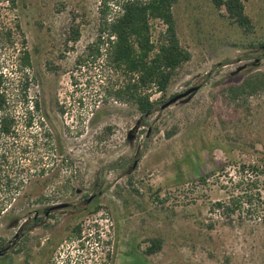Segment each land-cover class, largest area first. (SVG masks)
Instances as JSON below:
<instances>
[{"label":"rangeland","instance_id":"374dc122","mask_svg":"<svg viewBox=\"0 0 264 264\" xmlns=\"http://www.w3.org/2000/svg\"><path fill=\"white\" fill-rule=\"evenodd\" d=\"M243 3L254 25L248 36L212 0L176 1L177 35L191 57L164 95L152 91L155 109L143 116L111 94L123 74L87 56L100 0H19L10 16L18 18L31 53L28 99L37 98L40 110L25 129L23 104L16 108L21 126L7 169L21 186L11 192L14 208L0 215V264H264V218L228 220L210 209L235 186L240 162L264 163V89L235 97L229 90L264 73V0ZM151 26L154 40L164 26ZM20 43L16 36L13 48L0 49L17 101ZM190 87L187 102L164 106ZM40 122L62 150L47 149L42 160L30 145ZM44 164L49 171L40 176L36 168ZM47 175L53 181L42 187ZM4 192L0 186V200ZM42 192L54 199L36 202ZM93 193L99 209L84 212ZM57 203L69 206L47 216L39 209ZM26 221L33 225L18 231ZM148 238H160L161 248L144 253Z\"/></svg>","mask_w":264,"mask_h":264},{"label":"trees","instance_id":"16d2710c","mask_svg":"<svg viewBox=\"0 0 264 264\" xmlns=\"http://www.w3.org/2000/svg\"><path fill=\"white\" fill-rule=\"evenodd\" d=\"M176 1L100 0L98 33L96 39L86 46L90 50L87 56L91 57L92 61L105 62L113 70L123 74L124 81L114 88L111 94L116 100L136 105L143 116L150 115L155 109L156 102L151 98L152 91L164 95L181 66L191 57V53L181 45L177 35L173 14ZM212 2L218 14L241 29L245 36L253 33L254 25L245 12L243 0H212ZM18 5L19 0H0V49L13 48L16 36L21 37V46L18 48L17 55L20 72L18 101L12 98V90L15 88L12 86L11 90L9 87V75L0 68V166L2 167L0 186L5 191L0 200V215L14 208L12 202L14 197L11 192L21 186V181L13 185L15 180L7 169L15 159L14 143L18 128L21 126L15 115L17 105L22 107L21 104H23L25 129L33 127L35 115L40 110V101L37 98L32 101L28 99L30 79L28 71L33 66L31 53L25 46L26 40L18 18L15 15L10 16V13L14 14ZM155 18H159L165 27L158 32L153 41L150 19ZM259 44L264 45L261 42ZM262 89H264V73L253 74L240 84L229 88L232 97L243 93L251 95ZM38 128L30 145L39 149L37 151L40 152L39 159L42 160L46 155L48 156L47 149L61 152L60 145L54 142L51 131L44 129L42 122L37 125ZM28 149L29 145L26 144L22 148V153L28 152ZM236 167L238 178L235 186L226 190L228 192L226 199L211 204V211L228 220L241 214L249 215V217L260 215L264 218V163L242 161ZM47 170L45 164L36 168L40 176H44ZM52 174L53 172L50 175ZM200 179L204 181V178L200 177ZM52 181V177L47 175L39 182L44 187ZM52 199H54L52 195L42 192L38 194L35 201L44 204ZM46 208L39 209L46 210ZM98 209L97 205L90 203L86 205L84 212H96ZM18 220V217L12 218L11 223L18 225ZM31 222L35 224L36 220ZM31 222L26 221L21 225L26 228L29 224L30 228ZM72 231L74 236L80 238L79 224H75ZM147 241L149 245L144 251L146 254L159 250L163 243L160 238H148ZM53 249L49 248L48 252H52Z\"/></svg>","mask_w":264,"mask_h":264},{"label":"water","instance_id":"95a60500","mask_svg":"<svg viewBox=\"0 0 264 264\" xmlns=\"http://www.w3.org/2000/svg\"><path fill=\"white\" fill-rule=\"evenodd\" d=\"M195 90V87H190L188 89H186L185 91L183 92H180L178 94H175L174 96H172L165 104L164 106L166 105H169V104H172L176 101H181V102H187L189 100V98L191 97V93ZM133 131V129L129 130L128 132V139L131 140L132 139V136H131V132ZM79 191V190H77ZM91 198V197H90ZM67 206V203H57V204H53L51 206H49L48 208H46V211L47 213L51 210H54V209H60V208H63Z\"/></svg>","mask_w":264,"mask_h":264},{"label":"flooded vegetation","instance_id":"af4514ba","mask_svg":"<svg viewBox=\"0 0 264 264\" xmlns=\"http://www.w3.org/2000/svg\"><path fill=\"white\" fill-rule=\"evenodd\" d=\"M77 192H80V191H77ZM91 197V198H90ZM95 199V193H93V194H91L88 198H86V200H85V204L84 205H87V204H90L93 200ZM67 206H69V204H67ZM67 206H65V207H67ZM64 208V207H63ZM85 207H82V209H84ZM44 214H45V216H47V215H49L50 214V211L47 213V211L45 210L44 211ZM37 219H38V215H35L34 216V218H33V220H36L37 221ZM37 223V222H36ZM29 225V224H28ZM27 225V226H28ZM33 224H31V226H32ZM36 225V224H35ZM26 226V228L25 227H23V225H19L18 226V231H23V230H25V229H27L28 230V228H29V226L27 227ZM16 236H18V232H17V234H16ZM19 237V236H18ZM2 254V252H0V255Z\"/></svg>","mask_w":264,"mask_h":264},{"label":"built area","instance_id":"2783aa9c","mask_svg":"<svg viewBox=\"0 0 264 264\" xmlns=\"http://www.w3.org/2000/svg\"><path fill=\"white\" fill-rule=\"evenodd\" d=\"M152 21H157V22L161 23V24L165 27V24H164L159 18L150 19V24H151ZM163 29H164V28H163ZM151 38H152V35H151ZM152 40H153V39H152ZM153 41H155V39H154Z\"/></svg>","mask_w":264,"mask_h":264}]
</instances>
